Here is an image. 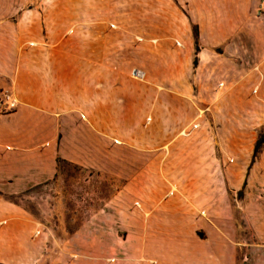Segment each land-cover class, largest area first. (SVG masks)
<instances>
[{
  "label": "crops",
  "instance_id": "crops-1",
  "mask_svg": "<svg viewBox=\"0 0 264 264\" xmlns=\"http://www.w3.org/2000/svg\"><path fill=\"white\" fill-rule=\"evenodd\" d=\"M175 1L190 16L184 46L163 38V21L115 18L116 4L106 7L111 19L102 3L84 0H47L0 18V99L16 102L0 113V263H37L43 238L6 197L54 179L61 159L129 172L117 197L126 205L122 242L165 259L174 238L176 264H194L186 229L200 218L193 208L216 216L221 145L238 127V97L264 101V26L254 16L259 0ZM134 67L142 80L129 77Z\"/></svg>",
  "mask_w": 264,
  "mask_h": 264
},
{
  "label": "rangeland",
  "instance_id": "rangeland-1",
  "mask_svg": "<svg viewBox=\"0 0 264 264\" xmlns=\"http://www.w3.org/2000/svg\"><path fill=\"white\" fill-rule=\"evenodd\" d=\"M44 1L47 0H0V18L6 19L10 13L14 16L26 13L34 7L43 9L38 5H43ZM84 1L102 3L100 9L104 7V11L100 15L104 18L112 17L107 5L112 7L116 4L115 18L145 17L147 21H163L166 28L162 29L163 38L172 40L175 45L178 40L184 46L190 16L185 6L175 0ZM250 11L249 4L247 27L250 26ZM254 16L259 18L260 26H264L262 0H259ZM239 54L237 58L243 65L241 73L245 74L247 45L239 50ZM226 70L232 73L231 66ZM245 86L243 82L244 90ZM246 97H238L242 108L234 115L238 127L225 145H221L225 150L222 149L224 165L221 162L224 175L219 172L218 187L223 192L218 197L216 216L210 218L202 213V209L193 208L200 218L186 229L195 237L191 248L196 255H189L194 264H264V101L254 100L253 103ZM204 98L206 105L211 104L209 106L212 107L214 97L206 95ZM245 104L253 105L251 115L245 113ZM258 140L262 142L254 157L253 150ZM126 154L129 157L130 153ZM58 160L54 179L30 184L19 195L6 197L21 207L24 217L35 223L31 235L43 238L36 264H176V256L172 252L175 250L174 238L167 239L165 259L155 251H141V245L139 250L136 242L133 244L130 239L122 242L127 221L120 210L126 205L117 197L128 181L129 172L98 171ZM226 167L230 173L224 172ZM135 205L138 206L137 203ZM132 221L138 228L140 221ZM130 243L134 245L133 251L128 246ZM178 258L182 263L187 257L179 255Z\"/></svg>",
  "mask_w": 264,
  "mask_h": 264
},
{
  "label": "built area",
  "instance_id": "built-area-1",
  "mask_svg": "<svg viewBox=\"0 0 264 264\" xmlns=\"http://www.w3.org/2000/svg\"><path fill=\"white\" fill-rule=\"evenodd\" d=\"M262 4H264V0H262ZM145 74L144 71L140 68H132L130 70V76L132 79L142 80ZM16 102L12 99L9 94H4L0 99V113H9L15 108Z\"/></svg>",
  "mask_w": 264,
  "mask_h": 264
},
{
  "label": "trees",
  "instance_id": "trees-1",
  "mask_svg": "<svg viewBox=\"0 0 264 264\" xmlns=\"http://www.w3.org/2000/svg\"><path fill=\"white\" fill-rule=\"evenodd\" d=\"M261 142H262V140H258L257 143H256V145H255V148H254V150H253V156H254V157H255V155L257 154L258 150L260 149ZM58 162H59V160H58ZM58 162H57V163H58Z\"/></svg>",
  "mask_w": 264,
  "mask_h": 264
}]
</instances>
